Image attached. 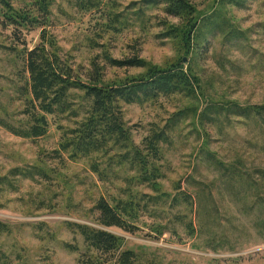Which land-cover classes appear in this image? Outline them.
Wrapping results in <instances>:
<instances>
[{"label": "rangeland", "instance_id": "rangeland-1", "mask_svg": "<svg viewBox=\"0 0 264 264\" xmlns=\"http://www.w3.org/2000/svg\"><path fill=\"white\" fill-rule=\"evenodd\" d=\"M138 1L117 0L120 10L126 12ZM191 1L204 17L221 8L219 0ZM52 9L49 31L57 38L62 55L83 75L89 72L95 57L103 68L105 82L144 72L106 65L102 57L104 49L114 59L139 56L159 67L186 57L179 43L162 37V22L179 26V20L167 16L161 9L148 11L151 16L148 22L133 19L122 32L100 38L96 35L102 23L98 12L80 13L66 0H56ZM221 9L229 22L227 31H206V43L193 65L203 94L199 103L177 95L161 97L155 103L122 104L125 122L132 130L136 145H141L154 126L164 127L174 113L186 108L198 105L202 110L209 101L242 106L264 104V0H243V7L231 4ZM229 29L235 30V37L228 34ZM19 32L17 35L29 49L39 45L40 27L22 28ZM14 38L12 28L0 27V113L6 109L16 120H24L23 102L16 94L20 66L8 49L17 43ZM91 39L99 46L93 47ZM221 121H210L204 128L190 119L181 124L171 135L172 142L163 145L165 176L161 183L162 191L173 196L175 184L180 182L182 190L195 201V194L200 190L212 189L219 220L213 230L227 237L210 242L209 228L191 236L185 222L192 220L198 229V218L189 214L177 219V216H185V205L173 210L165 206L164 211L143 214L134 233L107 228L123 238V249L134 251L143 264H264V234L253 227L262 207H255L251 198L245 206L233 199L231 190L223 185L219 172L205 156L214 154L227 164L242 162L252 172L264 169V135L255 123L239 119H233L232 123ZM59 124L74 125L67 118L61 119ZM61 136L62 131L52 118L48 134L39 139L15 136L0 126V177L7 176L14 168L41 165L44 154L49 155L58 148ZM89 164L85 159L76 162L47 159L45 165L55 169L49 181L39 177L36 180L18 178L16 189L0 191V221L8 227V231L0 235V247L17 264L19 261L21 264H80L86 245L82 236L68 225L81 223L99 227L95 221L97 213L93 212L96 201L100 197H124L125 188L122 180L102 181ZM134 191L152 194L147 187ZM159 226L163 228L162 234L157 232Z\"/></svg>", "mask_w": 264, "mask_h": 264}, {"label": "trees", "instance_id": "trees-1", "mask_svg": "<svg viewBox=\"0 0 264 264\" xmlns=\"http://www.w3.org/2000/svg\"><path fill=\"white\" fill-rule=\"evenodd\" d=\"M219 1L221 8L231 4L243 7V0ZM66 2L80 13L96 11L101 15L102 23L96 31L99 38L108 33L122 32L133 19L140 23L148 22L151 16L147 12L161 9L167 16L179 20V26L162 22V37L179 43L186 57L159 67L139 56L114 59L104 49L102 57L106 65L117 69L144 70L136 76L105 82V73L96 57L91 62L89 72L83 75L74 68L68 57L62 55L57 38L49 31L56 0H0V27L12 28L16 37L14 40L17 43L8 49L20 66L16 94L24 107L21 111L24 120H16L15 115L3 110L0 113V126L15 136L39 139L48 134L52 118L62 131L58 148L49 155L44 154L41 165L14 168L7 176L0 177V191L3 188L16 189L18 178L36 180L39 177L49 181L55 169L45 165L47 159L71 162L89 160L90 169L102 181L122 180L125 184L124 197H100L94 205L93 212L97 213L95 221L99 227L81 223L68 225L73 232L82 236L86 245L80 264H143L138 254L123 249V238L107 228L115 227L134 233L143 214L164 211L165 206L167 210L179 205L187 207L185 216H177V219L181 220L189 214L198 218V229L192 220L185 222L191 236L209 228L210 242L214 243L218 237H227L213 230L218 227L219 220L212 189L207 192L200 190L195 194L196 201L182 190L180 182L175 184L176 193L173 196L162 191L161 181L165 176L163 145L172 142L171 135L188 119L203 128L210 121L219 123L225 119L232 123L233 119H239L244 123H255L264 135V104L242 106L209 101L204 102L206 105L202 110L198 105L183 109L174 113L164 127L154 126L141 145L135 144L122 109V104L155 103L161 97L177 95L199 103L203 94L193 65L206 43V31H227L229 22L222 15L223 9L213 10L204 17L199 15L191 0H140L131 4L127 12L120 10L121 5L117 0ZM30 27L42 29L40 43L32 50L17 35L22 28ZM228 34L236 36L234 29H229ZM18 43L23 47L20 48ZM96 43L91 39L93 47L99 46ZM185 58H190L188 63L184 62ZM64 118L71 119L74 125L61 126L59 122ZM205 156L206 161L211 162L219 172L223 185L231 190L233 199L245 206L251 198L255 207H262L253 227L264 234V169L252 172L242 162L227 164L214 154L207 153ZM139 187L149 188L152 194L134 191ZM7 231L8 227L0 221V235ZM157 232L162 234V226L157 227ZM0 264L17 262L0 247Z\"/></svg>", "mask_w": 264, "mask_h": 264}, {"label": "water", "instance_id": "water-1", "mask_svg": "<svg viewBox=\"0 0 264 264\" xmlns=\"http://www.w3.org/2000/svg\"><path fill=\"white\" fill-rule=\"evenodd\" d=\"M184 62H187V59H184Z\"/></svg>", "mask_w": 264, "mask_h": 264}]
</instances>
